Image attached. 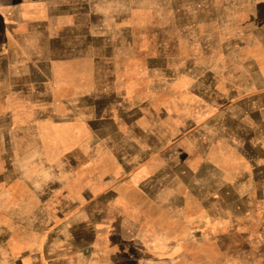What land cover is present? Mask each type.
Segmentation results:
<instances>
[{
	"label": "rangeland",
	"instance_id": "374dc122",
	"mask_svg": "<svg viewBox=\"0 0 264 264\" xmlns=\"http://www.w3.org/2000/svg\"><path fill=\"white\" fill-rule=\"evenodd\" d=\"M264 0H0V264H264Z\"/></svg>",
	"mask_w": 264,
	"mask_h": 264
},
{
	"label": "crops",
	"instance_id": "0c3cea01",
	"mask_svg": "<svg viewBox=\"0 0 264 264\" xmlns=\"http://www.w3.org/2000/svg\"><path fill=\"white\" fill-rule=\"evenodd\" d=\"M264 170V169H263ZM263 170L260 169V172L263 173Z\"/></svg>",
	"mask_w": 264,
	"mask_h": 264
}]
</instances>
